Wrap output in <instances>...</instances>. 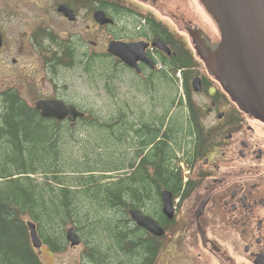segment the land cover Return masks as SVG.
Wrapping results in <instances>:
<instances>
[{
  "label": "flooded vegetation",
  "instance_id": "obj_1",
  "mask_svg": "<svg viewBox=\"0 0 264 264\" xmlns=\"http://www.w3.org/2000/svg\"><path fill=\"white\" fill-rule=\"evenodd\" d=\"M198 6L204 8L198 0H6L25 41L45 55V68L80 64L89 74L91 63L104 64L102 94L113 122L120 120L115 136L105 131L104 139L115 137L118 147L117 164L104 172L112 176L103 181L134 176L140 199L119 219L148 244L145 263L138 254L118 250L129 264H264V122L242 112L207 72L197 47L217 43L220 34L209 14L218 40L193 18ZM123 75L136 92L157 80L164 90L162 107L179 102L172 104L170 93L175 79L180 101L215 117L129 120L123 114L131 102L112 83ZM46 90L52 92L33 93L28 100L20 95L44 122L90 120L84 97L71 98L65 88ZM39 100H60L85 115L74 121L44 118L35 108ZM129 209L148 216L161 233L137 225Z\"/></svg>",
  "mask_w": 264,
  "mask_h": 264
},
{
  "label": "trees",
  "instance_id": "obj_2",
  "mask_svg": "<svg viewBox=\"0 0 264 264\" xmlns=\"http://www.w3.org/2000/svg\"><path fill=\"white\" fill-rule=\"evenodd\" d=\"M187 105L192 119L196 118ZM164 120L153 116L151 122ZM84 123L104 126L101 121ZM71 129L64 122H44L14 88L0 92V264H44L31 244L28 221L35 224L44 245L62 250L65 225L77 224L75 231L83 228L88 212L100 218L108 214L93 227L111 242L106 248L91 244L90 258L95 263H105L112 247L129 256L138 254L145 263L148 244L136 237L129 222L119 219L125 218L128 208L136 207L141 188L134 176L123 182H104L110 178L104 175L107 169L95 170L85 159L80 160L82 167L70 165L67 142L71 136L76 139ZM38 175L43 177L41 182Z\"/></svg>",
  "mask_w": 264,
  "mask_h": 264
},
{
  "label": "rangeland",
  "instance_id": "obj_3",
  "mask_svg": "<svg viewBox=\"0 0 264 264\" xmlns=\"http://www.w3.org/2000/svg\"><path fill=\"white\" fill-rule=\"evenodd\" d=\"M5 7L6 0H0V33L2 35V46L0 47V92L11 87L19 95L28 100L33 93L52 92L46 89L59 87L65 88L71 98L84 97L89 104L87 107L89 119L91 121H101L104 124L107 122L108 127L87 126L83 121L75 122L74 125L64 122L65 126L72 128L71 134L76 137L75 140L72 136L71 138L69 137V142H67L66 155L70 159V165L82 167L84 165H81L80 160L85 159L95 170L109 169V167L115 166L117 164L116 149L118 147L116 138L110 137L107 138L109 141H106L104 137H107L105 134L106 128L110 130L111 135L115 136V122H119L120 119L113 122V112L106 105L105 97L102 94L106 79L103 72L104 64L101 62L91 63L89 74L85 73L80 64L78 66L70 65L67 67L54 64L55 67L52 70L45 68L46 62L43 61V58L45 60V55H40L33 45L25 41L23 35L24 27L14 15L8 13ZM193 18L201 22L205 30L208 32L212 31L211 35L215 39H219L216 29H212L214 24L204 8H199L198 6ZM128 80V75H123L122 79H114L112 83L115 88H119V92H123L124 99H129L131 102V110L123 112V115L129 118V120L142 119L151 122L152 117L156 116L161 117L162 120L165 118L166 122L175 120H179L180 122L192 121V112H189V106L185 100L180 101L179 89L177 90L176 88L180 83L178 82L177 85L175 79L172 80L170 93L173 98L172 104L178 98L179 100L177 101L179 102L177 105L172 106L171 104H167L165 107L161 106L163 105L164 90L162 91V87L157 80L149 90L138 92L131 89V86L126 83ZM166 93H168L167 90ZM129 108L124 107L123 109ZM200 108L201 106L198 105L193 111L195 116H197L196 119L207 122L215 117L213 113L207 110L202 111ZM122 122H127V120L125 119ZM61 129L62 131L65 130L64 127ZM96 175L98 173H95ZM37 178L40 182L43 180L42 176L38 175ZM82 206L84 205L82 204ZM85 209L86 206L83 207V211ZM110 212L112 213L114 210L111 209ZM107 217L108 214L100 218L88 212L87 220L82 224L83 228L77 230L81 242L75 247L69 245V241L64 235V231L70 223L68 222L62 231L63 239L65 238V248L62 250H52L43 244L41 248L43 263L100 264L95 263L90 258L92 253L91 244L98 243L101 247L106 248L111 242L101 229L97 230L93 229V227L99 220L106 219ZM72 226L76 227L77 224L76 226L74 224ZM109 252L107 261L102 264H129V259L117 249L112 247Z\"/></svg>",
  "mask_w": 264,
  "mask_h": 264
},
{
  "label": "water",
  "instance_id": "obj_4",
  "mask_svg": "<svg viewBox=\"0 0 264 264\" xmlns=\"http://www.w3.org/2000/svg\"><path fill=\"white\" fill-rule=\"evenodd\" d=\"M216 22L220 40L197 47L207 72L244 113L264 122V0H199ZM2 36L0 33V47ZM126 48V47H125ZM198 90L199 88H195ZM35 108L44 118L68 117L74 121L85 113L60 100H39ZM73 124L74 122H70ZM170 209L164 199L163 211ZM130 218L139 226L155 233L157 224L140 211L129 209ZM31 244L41 254L43 243L35 224L27 222ZM65 238L71 247L80 244L73 226L66 228Z\"/></svg>",
  "mask_w": 264,
  "mask_h": 264
},
{
  "label": "bare ground",
  "instance_id": "obj_5",
  "mask_svg": "<svg viewBox=\"0 0 264 264\" xmlns=\"http://www.w3.org/2000/svg\"><path fill=\"white\" fill-rule=\"evenodd\" d=\"M219 34H220V32H219ZM221 87V86H220ZM223 90V89H222Z\"/></svg>",
  "mask_w": 264,
  "mask_h": 264
}]
</instances>
